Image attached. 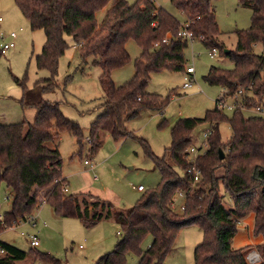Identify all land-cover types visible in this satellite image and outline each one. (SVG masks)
I'll use <instances>...</instances> for the list:
<instances>
[{"label":"trees","instance_id":"obj_1","mask_svg":"<svg viewBox=\"0 0 264 264\" xmlns=\"http://www.w3.org/2000/svg\"><path fill=\"white\" fill-rule=\"evenodd\" d=\"M15 3L31 29L44 33L42 52L35 58L37 69L47 70L52 77L56 74L58 60L68 48L65 37L79 47L83 62L92 58V64L102 69L104 103L89 126L88 143L92 151L100 146L102 132L116 140L131 136L125 127L127 120L143 110L159 112L165 108L168 100L147 92L146 88L153 73L184 70L185 51L191 43L178 35L182 24H188L193 41L210 50L219 49L234 64L228 71L211 67L204 81L223 88L225 98L240 88L237 103L241 107L233 109L230 116L216 106L202 118L179 119L171 128V145L166 149L170 164L165 155L162 158L153 155L142 141L160 171L161 181L156 187L141 191L140 199L127 212L115 213L120 238L114 249L94 264H126L130 255L137 258L136 264H163L179 231L189 225L198 226L203 233L202 242L194 250L195 264H248L245 252L250 246L234 249L232 239L239 222L250 214H254L253 235L262 237V242L255 246L260 255L257 264H264V118L243 114L264 105V53H254L255 45L264 47V0H238L239 5L251 8V26L236 31L237 46L229 53H225L218 39L220 30L211 0H170L183 15V22L156 6L153 0H136L131 5L126 0H15ZM105 8L106 22L97 33V14ZM165 38L168 42L162 43ZM130 40L141 53L135 59L133 76L116 86L111 73L129 63L126 44ZM156 43L159 45L154 46ZM3 53L0 47V57ZM37 83H44L43 93L57 86L53 78ZM35 109L32 124L0 123V187L3 184L11 196L10 209L0 217V233L28 222L39 207V190L51 186L44 201L55 215L77 218L85 227H92L111 214V207L106 206L104 216L101 212L97 214L106 204L89 195L96 199L91 208L94 212L90 214L86 200L63 192L67 190V180L61 173L62 159L56 145L59 135L66 132L77 139L80 148L82 129L64 117L58 103L42 100L35 104ZM224 122L231 130L226 143L219 133V124ZM203 124H209L210 135L206 151L195 161L201 177L194 183L186 173L192 165L188 149L192 147V134ZM219 149L223 151V159ZM219 169L223 173L217 176ZM220 185L229 194L231 208L224 206ZM179 193L184 195L182 199ZM178 199L182 200L183 209L176 212L177 205L174 208L172 204ZM148 236L151 240L144 248ZM26 257L25 251L0 242V264H19ZM34 257L48 264L59 263L48 254L35 252Z\"/></svg>","mask_w":264,"mask_h":264},{"label":"rangeland","instance_id":"obj_2","mask_svg":"<svg viewBox=\"0 0 264 264\" xmlns=\"http://www.w3.org/2000/svg\"><path fill=\"white\" fill-rule=\"evenodd\" d=\"M136 0H126L131 5ZM156 6L166 9L180 22L183 15L170 3V0H153ZM212 10L216 15L220 30L219 41L224 50H234L237 46L236 31L246 30L251 26L252 10L239 5L238 0H211ZM0 38L3 42H13V47L4 51L0 57V123L11 124L24 121L32 124L35 118V104L42 100L58 103L64 117L76 122L82 129L81 153L77 139L69 133H61L56 142L62 167V176L67 180L65 194L75 195L88 203L90 214L94 211L92 203L95 198L106 205L98 209L104 216L106 206L110 205L111 214L104 216L92 227H85L77 218H66L55 215L50 205L45 203V193L51 189L39 190V207L32 217L33 222H20L0 233V242L9 243L25 251L27 257L19 264H48L34 257L35 252L48 254L58 260V264H94L100 257L112 251L120 238V226L115 213H125L140 199L142 193L138 186L145 190L156 187L161 175L145 150L144 141L151 153L158 158L166 156V149L171 145V128L182 118H202L208 110L216 107V101L223 99L226 104L233 103L225 98V91L220 86H211L204 81L211 67L231 70L234 67L230 58L217 50L213 58L209 57L210 49L201 42L193 41L185 51L183 71L163 70L150 75L146 91L168 100L162 111H141L136 117L125 122L131 136L118 140L108 133L100 134V146L92 151L89 126L101 112L104 93L100 84L102 69L92 64V58L84 62L80 49L70 37H65L68 48L58 60V69L52 77L47 70L37 69L35 58L42 52L45 36L42 30H32L29 21L17 7L15 0H0ZM107 8L97 14V33L104 28ZM82 28L85 23L80 25ZM14 32L16 37L9 38ZM1 42V40H0ZM130 61L123 68L114 70L111 79L116 86L128 81L134 74V62L140 56V48L130 40L126 44ZM254 53L261 55L264 47L254 46ZM192 67L194 73L187 75L185 69ZM69 77L67 80L66 78ZM191 82L190 88H183L184 78ZM53 78L55 89L42 92L44 83L37 81ZM19 81V83L16 82ZM22 85L25 87L23 88ZM224 97V98H223ZM227 97V96H226ZM228 116L232 110L225 109ZM245 117L254 114L243 112ZM209 124L198 126L192 134V146L200 149L205 140L204 133ZM221 141L226 143L231 137L227 123L219 124ZM199 150V154H203ZM223 153V151H222ZM86 161V162H85ZM223 170L216 171L222 175ZM64 192V191H63ZM219 194L224 206L231 208L229 194L220 185ZM10 191L2 184L0 187V217L10 209ZM181 199L176 202V212L180 211ZM36 235L39 245L32 247L27 235ZM151 237L143 243L145 248ZM203 240V233L198 226H184L178 233L171 253L163 264H195L194 250ZM256 237L250 232V224L240 222L237 234L232 239V248H244L254 244ZM249 247L245 252L256 249ZM258 253V252H257ZM259 254V253H258ZM260 256V255H259ZM135 256H128L126 264H136Z\"/></svg>","mask_w":264,"mask_h":264},{"label":"built area","instance_id":"obj_3","mask_svg":"<svg viewBox=\"0 0 264 264\" xmlns=\"http://www.w3.org/2000/svg\"><path fill=\"white\" fill-rule=\"evenodd\" d=\"M0 21H1V18H0ZM178 35L181 37L187 38V40L190 43H193V36H192V33L188 31V24L187 23L182 24L181 30L178 33ZM15 37H16V34L14 32L10 33V36H9L10 39L13 40ZM0 40H1L0 47H1L2 51H6V50L10 49L11 47H13L12 41L6 43V42H3L2 38H0ZM167 42L168 41L166 38L162 40V43H167ZM158 45H159V43L154 44V46H158ZM216 53H217V50L212 49L211 52L209 53V57L213 58L216 55ZM193 73H194V70L192 67L186 68V74L187 75H191ZM184 81L185 82L183 84V88H185V89L190 88L191 82L187 81L186 77L184 78ZM240 94H241V89L238 88L237 92H235L233 95L227 97V98H230L233 100V103H231L229 105L226 104L222 99L217 100L216 101L217 108L219 110H225V109L233 110L236 107H241V105H238V103H237V99L239 100ZM247 111H251L255 116H259L261 118H264V105L263 106H261V105L255 106L254 108H251ZM209 135H210V128L208 127V129L204 133L205 140L208 138ZM207 147H208V144L206 141H204V143L201 145L200 149L203 151H206ZM200 149H197L194 146H192L191 148L188 149L189 159H190V162L192 163V165L186 170V173L192 176L194 183H197L201 177L200 176L201 171L195 165V161L199 155ZM136 189L139 192L144 190V188L142 186H138ZM66 191L67 190L64 189V192H66ZM178 197H180L182 199L184 197V195L182 193H179ZM175 206H176V204L173 203L172 207L175 208ZM180 209L182 210L183 206H180ZM33 220H34V218L32 216L28 219L29 222H33ZM27 238H28L29 243L32 247H36L39 245V240H38L36 235L29 234V235H27ZM246 261L248 262V264H257L260 261V256L257 253V251H254V250L248 251L246 254Z\"/></svg>","mask_w":264,"mask_h":264},{"label":"crops","instance_id":"obj_4","mask_svg":"<svg viewBox=\"0 0 264 264\" xmlns=\"http://www.w3.org/2000/svg\"><path fill=\"white\" fill-rule=\"evenodd\" d=\"M240 222H245V223L248 222L250 224V232L253 235L254 214L248 215L246 218L242 219ZM240 222H239V224H240ZM261 242H262V237L261 236H257L256 240L254 241V244L251 245L250 247L257 246ZM148 244H149V242H148ZM254 248L256 249V247H254Z\"/></svg>","mask_w":264,"mask_h":264},{"label":"water","instance_id":"obj_5","mask_svg":"<svg viewBox=\"0 0 264 264\" xmlns=\"http://www.w3.org/2000/svg\"><path fill=\"white\" fill-rule=\"evenodd\" d=\"M225 53H229V51L228 50H225ZM218 151H219V154H220V159H223L224 154L222 153V150L219 149Z\"/></svg>","mask_w":264,"mask_h":264}]
</instances>
